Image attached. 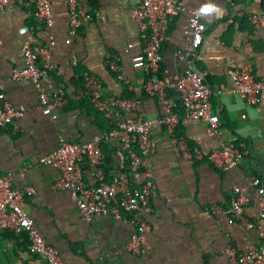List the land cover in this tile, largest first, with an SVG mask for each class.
<instances>
[{
	"label": "crops",
	"instance_id": "crops-1",
	"mask_svg": "<svg viewBox=\"0 0 264 264\" xmlns=\"http://www.w3.org/2000/svg\"><path fill=\"white\" fill-rule=\"evenodd\" d=\"M137 1L80 0L94 18L76 37L70 35L67 0H51L54 23L49 27L37 22L34 0H25L26 6L13 12H0V93L25 112L0 128V176L10 174L17 189H34L35 194L26 198L25 210L45 241L60 251L65 264H238L228 259V249L239 253L264 249V218L259 216L258 195L251 185L254 177L264 183V94L256 105L248 104L234 93L231 77L249 66L255 77L264 81V35L251 23L253 14L264 11V0H181L187 10L169 27L162 48L163 75L173 79L184 72L185 64L176 52L187 44L184 32L190 11L217 6L218 12L203 19L207 31L196 65L213 90V113L221 118L223 128L216 134L207 121L182 118L175 135L184 138L193 152L207 156L220 148L224 138L236 134L249 154L237 168L223 173L207 160L185 158L166 128H155L152 135L157 151L152 169L158 195L148 217L150 231L142 255L126 249L135 228L131 217L115 220L99 216L84 221L70 194L54 188L60 171L38 163L40 156L60 146L61 139L87 142L107 131L104 115L80 92V76L85 72L102 80L106 94L141 99L139 107L125 118L163 115L161 105L143 92L150 76L148 68H136L132 62L144 47L133 15ZM24 27L31 43L47 47L52 62L65 71L63 77L49 75L42 82L50 94L66 93L68 104L55 110L56 121L43 113L32 83L11 80L13 70L24 66L23 37L18 32ZM115 58L133 91L111 71ZM102 150L111 176L123 166L120 154L125 149L113 141L103 143ZM84 171L87 183L96 185L94 169L86 162ZM239 194L250 198L243 218L230 224L226 215L212 212L213 207L228 208ZM245 222L253 228L248 229ZM0 264L44 262L30 252L26 234L0 231Z\"/></svg>",
	"mask_w": 264,
	"mask_h": 264
},
{
	"label": "built area",
	"instance_id": "built-area-1",
	"mask_svg": "<svg viewBox=\"0 0 264 264\" xmlns=\"http://www.w3.org/2000/svg\"><path fill=\"white\" fill-rule=\"evenodd\" d=\"M137 2L133 15L144 47L141 54L132 58V62L136 68H148L150 76L143 92L147 98L161 105L163 115L155 119L125 118L126 113L139 107L141 99L136 96L124 98L106 94L102 80L85 72L80 76V92L112 123L113 129L100 133L87 142L76 143L61 139L60 146L50 154L40 156L38 163L60 171V179L54 188L70 194L84 221L91 222L99 216L115 220L131 217L135 228L126 249L133 255L140 256L145 252L147 233L150 231L148 217L153 212V201L158 195L152 169V156L157 151V141L152 135L155 128L165 127L185 158L207 160L223 173L237 168L242 157L248 155L249 151L236 134L224 138L220 148L207 156L200 151L193 152L184 138L176 137V129L182 118L192 122L207 121L216 134H221L223 128L221 118L213 113V90L196 65L207 31L203 22L205 15H201L200 10L190 11L191 19L184 32L187 44L176 52L177 58L185 64V69L182 74L170 79L163 75L162 48L168 40L171 23L187 9L181 0ZM34 3L37 22L51 26L54 23L51 0H34ZM66 4L70 15V35L76 37L81 30L90 26L94 14L80 0H67ZM24 6L25 0H0V12H13ZM251 23L254 29L264 35V11L253 14ZM18 32L23 37L24 66L13 70L11 80L32 83L39 92L43 113L56 121L58 114L55 110H61L68 104L66 93L60 90L57 94H50L42 82L49 75L63 77L65 71L52 62L51 52L47 47L31 43L27 38L28 28L24 27ZM73 63L78 64L77 60ZM110 69L129 91H133L118 58L111 62ZM231 81L234 93L248 104L256 105L260 102L264 94V81L255 77L251 67L236 71ZM24 114L23 109L15 107L4 93H0V128L7 127ZM113 141H119L125 153L120 154L123 166L110 176L105 169L106 157L102 145ZM85 162L94 169L97 181L94 186L86 181ZM251 185L258 195L259 216L264 218V183L260 177H254ZM34 194L33 188H15L10 174L0 176V231L15 235L26 234L30 252L44 264H65L60 251L45 241L35 221L25 210L26 198ZM249 203L248 196L239 194L228 208L213 207L212 212L226 215L229 223L233 224L237 218H243ZM245 224L248 229L253 228V224ZM226 256L238 264H264V249H252L246 253L228 249Z\"/></svg>",
	"mask_w": 264,
	"mask_h": 264
},
{
	"label": "clouds",
	"instance_id": "clouds-1",
	"mask_svg": "<svg viewBox=\"0 0 264 264\" xmlns=\"http://www.w3.org/2000/svg\"><path fill=\"white\" fill-rule=\"evenodd\" d=\"M218 11H219V9L217 6H205V7L200 9L201 15H208L210 13H216Z\"/></svg>",
	"mask_w": 264,
	"mask_h": 264
},
{
	"label": "trees",
	"instance_id": "trees-1",
	"mask_svg": "<svg viewBox=\"0 0 264 264\" xmlns=\"http://www.w3.org/2000/svg\"><path fill=\"white\" fill-rule=\"evenodd\" d=\"M262 10H264V4H263V7H262ZM127 92V91H126ZM122 97V96H121ZM126 97H130V96H126ZM179 107L181 108V105H179ZM107 121V127H106V130L105 132H108V131H111L113 129V125L110 121H108L107 119L105 120ZM104 133V132H103ZM29 245V243H28Z\"/></svg>",
	"mask_w": 264,
	"mask_h": 264
}]
</instances>
